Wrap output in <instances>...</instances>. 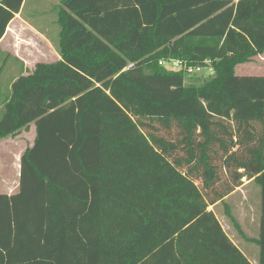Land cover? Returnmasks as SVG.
<instances>
[{"label": "trees", "instance_id": "obj_1", "mask_svg": "<svg viewBox=\"0 0 264 264\" xmlns=\"http://www.w3.org/2000/svg\"><path fill=\"white\" fill-rule=\"evenodd\" d=\"M23 2L0 0V40ZM56 11L60 59L1 100L0 138L33 122L36 138L18 191L0 193V264H252L209 209L245 176L261 189L264 264V75L236 73L264 54V0H60ZM170 59L213 73L160 64ZM219 154L233 180L222 191Z\"/></svg>", "mask_w": 264, "mask_h": 264}, {"label": "rangeland", "instance_id": "obj_2", "mask_svg": "<svg viewBox=\"0 0 264 264\" xmlns=\"http://www.w3.org/2000/svg\"><path fill=\"white\" fill-rule=\"evenodd\" d=\"M59 2L60 0H27L22 12L23 18L28 19L38 28L45 29L51 38H55L54 47L57 51L56 41L60 27L55 22L57 14L56 10ZM261 56L262 57L255 56L252 60L242 63V65H238V69L236 70L237 74L264 75V54ZM6 61V57L1 56L0 54V101L10 94V81L20 74L19 70H11L10 68L12 66H5ZM49 61H55V58L51 57L49 58ZM23 71L25 72V70ZM31 71L32 70H27L28 73ZM106 92L114 102L122 105V107L133 117H138L142 114L141 108L133 110L129 104L119 102L111 94L110 88L107 89ZM146 109L150 113L169 114L174 112L175 105L157 107L147 103ZM215 148L218 149L217 146ZM12 149L13 145L9 141L0 145V161H2L1 170L4 174L5 172L7 174L14 173V163H12L10 159L16 154H12ZM181 153L183 154L182 151ZM220 154L216 160L220 174V180L216 184V187L219 191H222L228 184H232L233 180L231 178L232 176L226 173L225 169L222 167ZM226 181L228 182L225 183ZM196 182L202 187L201 180H197ZM241 183L242 184L226 196L223 201H218L216 204L209 206V209L215 212L228 236L248 257L251 263L258 264L259 246L256 239L259 236L261 189L254 179L248 180L247 176L242 178ZM4 190V187H0V192Z\"/></svg>", "mask_w": 264, "mask_h": 264}, {"label": "crops", "instance_id": "obj_3", "mask_svg": "<svg viewBox=\"0 0 264 264\" xmlns=\"http://www.w3.org/2000/svg\"><path fill=\"white\" fill-rule=\"evenodd\" d=\"M26 1L24 0L20 12L16 13L9 23L5 35L0 40V54L5 56L7 60L5 66L10 65L12 66L11 70H19L20 74L18 76L21 74L27 75V70H33L38 62H50L49 58L51 57L57 61L61 57L54 47L55 38H51L45 29L38 28L28 19L22 17ZM258 56L262 57L261 55ZM237 69L238 66L236 67ZM16 78H13L10 84ZM2 107L3 103L0 101V110ZM35 138L36 124L34 122L14 135L0 138V145L9 141L13 145L12 154H16L10 159L14 163V173L12 172V174L2 173V161H0V187L5 188L0 193L13 194L18 191L21 169L20 159L25 150L34 144Z\"/></svg>", "mask_w": 264, "mask_h": 264}, {"label": "built area", "instance_id": "obj_4", "mask_svg": "<svg viewBox=\"0 0 264 264\" xmlns=\"http://www.w3.org/2000/svg\"><path fill=\"white\" fill-rule=\"evenodd\" d=\"M168 70L185 71L189 75H204L208 76L213 73V68L210 66H189L186 62L178 59H170L160 61Z\"/></svg>", "mask_w": 264, "mask_h": 264}, {"label": "water", "instance_id": "obj_5", "mask_svg": "<svg viewBox=\"0 0 264 264\" xmlns=\"http://www.w3.org/2000/svg\"><path fill=\"white\" fill-rule=\"evenodd\" d=\"M257 170H258V166H255L254 169H253V172H254L255 175L257 174Z\"/></svg>", "mask_w": 264, "mask_h": 264}]
</instances>
